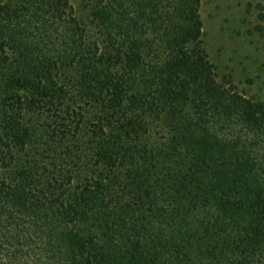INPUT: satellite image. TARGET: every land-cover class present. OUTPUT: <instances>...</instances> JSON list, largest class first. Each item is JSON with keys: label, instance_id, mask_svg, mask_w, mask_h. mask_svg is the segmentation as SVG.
Here are the masks:
<instances>
[{"label": "trees", "instance_id": "trees-1", "mask_svg": "<svg viewBox=\"0 0 264 264\" xmlns=\"http://www.w3.org/2000/svg\"><path fill=\"white\" fill-rule=\"evenodd\" d=\"M200 5L0 0V264H264V101Z\"/></svg>", "mask_w": 264, "mask_h": 264}, {"label": "rangeland", "instance_id": "rangeland-1", "mask_svg": "<svg viewBox=\"0 0 264 264\" xmlns=\"http://www.w3.org/2000/svg\"><path fill=\"white\" fill-rule=\"evenodd\" d=\"M82 14L80 0H70ZM199 47L219 83L264 101V0H201Z\"/></svg>", "mask_w": 264, "mask_h": 264}]
</instances>
